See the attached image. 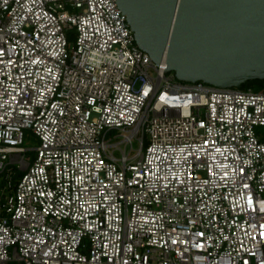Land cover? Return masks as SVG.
<instances>
[{"label": "built area", "instance_id": "obj_1", "mask_svg": "<svg viewBox=\"0 0 264 264\" xmlns=\"http://www.w3.org/2000/svg\"><path fill=\"white\" fill-rule=\"evenodd\" d=\"M258 127L264 93L179 80L116 0H0V264H264Z\"/></svg>", "mask_w": 264, "mask_h": 264}, {"label": "water", "instance_id": "obj_2", "mask_svg": "<svg viewBox=\"0 0 264 264\" xmlns=\"http://www.w3.org/2000/svg\"><path fill=\"white\" fill-rule=\"evenodd\" d=\"M138 46L181 81L264 79V0H116Z\"/></svg>", "mask_w": 264, "mask_h": 264}, {"label": "rangeland", "instance_id": "obj_3", "mask_svg": "<svg viewBox=\"0 0 264 264\" xmlns=\"http://www.w3.org/2000/svg\"><path fill=\"white\" fill-rule=\"evenodd\" d=\"M257 132H258V134H260L264 138V127H258L257 128ZM119 140H121V137L118 138V139H116L115 141H119ZM37 146H38V140H37V138L31 132H27L26 133V137H25V141H24V147L26 149H29V151H28V155L29 156H32V157L35 156V152L32 151V150L35 149ZM124 147L125 146L122 145V148H124ZM138 147H139L138 144L135 143L134 144V148H138ZM116 155L118 157H120L121 156V152L120 151H117L116 152Z\"/></svg>", "mask_w": 264, "mask_h": 264}, {"label": "trees", "instance_id": "obj_4", "mask_svg": "<svg viewBox=\"0 0 264 264\" xmlns=\"http://www.w3.org/2000/svg\"><path fill=\"white\" fill-rule=\"evenodd\" d=\"M242 88L243 89L252 88L256 92L264 93V79L250 80L246 84H244Z\"/></svg>", "mask_w": 264, "mask_h": 264}]
</instances>
